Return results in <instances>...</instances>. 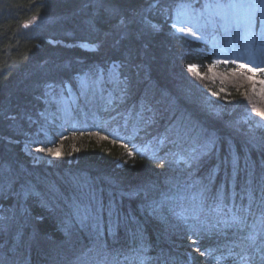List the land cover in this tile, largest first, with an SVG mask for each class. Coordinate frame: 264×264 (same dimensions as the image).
<instances>
[{"label": "trees", "instance_id": "1", "mask_svg": "<svg viewBox=\"0 0 264 264\" xmlns=\"http://www.w3.org/2000/svg\"><path fill=\"white\" fill-rule=\"evenodd\" d=\"M180 1L0 0V264H264V134L177 86L213 65L173 32ZM48 110L67 132L50 165L24 148Z\"/></svg>", "mask_w": 264, "mask_h": 264}, {"label": "rangeland", "instance_id": "2", "mask_svg": "<svg viewBox=\"0 0 264 264\" xmlns=\"http://www.w3.org/2000/svg\"><path fill=\"white\" fill-rule=\"evenodd\" d=\"M240 4H245L251 13L247 16L249 18L247 27H242L243 30L235 32L227 16L231 13L233 5L241 9ZM179 19L189 21L190 26L198 31L200 37L193 39L177 32L176 26L180 24ZM47 20L48 17L45 16H34L27 24L33 27L42 25ZM263 23L264 0H181L175 8L171 24L173 32L192 42L202 43L209 49L208 53L213 55V65L209 67L210 72L203 65L189 66L188 74L191 76L184 79L186 84L183 80H177V86L187 93L193 90L196 101L199 103L202 99L203 107L214 114L219 112L218 118L224 120L223 123L227 124V128L232 131L233 129H246L254 136L260 132L264 134V71L256 69V75H253L237 66L244 64L246 68L252 67L249 61L264 65V31L261 32ZM121 30L120 28L118 35ZM79 46L86 51L96 49L90 43H83ZM190 67L196 68L200 75L197 76L193 72L191 74ZM112 74L113 68L107 71L104 77L109 78ZM92 77L93 81L100 80L101 70H97ZM79 80L78 87L83 92L89 86L83 78ZM244 81L249 85L244 84ZM214 86L215 88L220 87V90L215 92ZM229 86L236 90L239 89L241 92L239 94L242 95L238 97L242 98L233 102L227 110H223L229 104L225 105L221 102L228 100L225 90ZM57 92V95H52L51 99L57 108L60 107L61 114L67 119L70 114L69 105L76 104V92L68 86L65 96L63 92ZM53 113L50 110L40 113L42 116L39 121L41 125L39 130L43 133L44 140L24 143L25 150L32 157H35L37 161H46L49 165L60 155L61 140L67 138L66 128L61 118ZM37 149H42V151H37ZM226 214L231 216L229 212Z\"/></svg>", "mask_w": 264, "mask_h": 264}, {"label": "bare ground", "instance_id": "3", "mask_svg": "<svg viewBox=\"0 0 264 264\" xmlns=\"http://www.w3.org/2000/svg\"><path fill=\"white\" fill-rule=\"evenodd\" d=\"M240 8H235L233 5L231 13L227 16L228 19L232 22V29L236 31L243 30L242 27H247L248 19L247 16L250 15L249 9L246 8L245 4H240ZM180 24H177L176 30L177 32L183 34L184 36L197 39L199 38L198 31H195L196 29H193L190 26L189 21L186 19H179ZM264 31V23L262 24V30ZM69 87V86H68Z\"/></svg>", "mask_w": 264, "mask_h": 264}, {"label": "snow or ice", "instance_id": "4", "mask_svg": "<svg viewBox=\"0 0 264 264\" xmlns=\"http://www.w3.org/2000/svg\"><path fill=\"white\" fill-rule=\"evenodd\" d=\"M251 22V21H249ZM24 27H28V24L23 25ZM249 63H252V67H247L244 64L238 65L237 67L241 68V69H245L247 72L252 73L253 75H256V69L260 70V71H264V65H257L254 61H249ZM190 72L195 73L197 76H199V72L196 68L194 67H190L189 68ZM208 71H211V68L208 69ZM201 79H203V77H200ZM37 151H42V149H37ZM129 155H132L131 152L128 153Z\"/></svg>", "mask_w": 264, "mask_h": 264}]
</instances>
